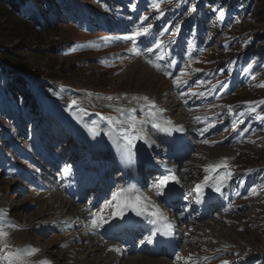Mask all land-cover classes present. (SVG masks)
Here are the masks:
<instances>
[{
    "label": "rangeland",
    "instance_id": "374dc122",
    "mask_svg": "<svg viewBox=\"0 0 264 264\" xmlns=\"http://www.w3.org/2000/svg\"><path fill=\"white\" fill-rule=\"evenodd\" d=\"M50 2L52 5L41 12L31 1L22 7L23 15L34 12L43 24L40 28L32 26V35L20 29L17 39L12 35L0 37L2 49L23 55V63L30 68L23 74L39 104V113L30 114L22 107L23 101L5 94L0 86V210L6 213L0 218V228L8 233L9 247L38 250L26 264L45 260L50 264H76L81 255H87V250L78 251V247L87 246L90 238L77 225L81 217L76 211L83 205L91 213L102 210L103 215L114 208V194L122 192L127 183L120 190L122 174L136 172L135 167H118L116 159L108 155H96L87 143L90 135L98 141L101 135L109 134L127 149V142L112 133L113 126L123 124L126 107H138L140 114L130 116L126 122H138L135 130L144 134L142 123L153 110H162L166 113L163 119L172 120L163 107L167 96L178 93L183 104L206 107L197 115L189 109L203 131L197 142H216L202 145L200 165L189 161L190 154L187 155L179 164V172L188 175L194 167L206 172L210 165L226 159L227 169L207 172V178L222 177L226 171L235 178L232 188L221 194H230V204L227 202L209 219L216 225L211 222L209 230L208 221H204L197 228L195 242L202 244L199 253L219 251L214 264H264V168L260 167H264V119H260L264 118V104L259 103L264 101V87L258 86L264 84V22L247 17L236 0L232 1L236 3L232 10L209 7L207 0ZM156 3L160 5L159 12ZM221 10L223 17L219 15ZM149 25L148 34L136 36L138 30ZM32 54L40 57L35 59ZM154 64L155 74L162 77L149 70ZM177 110L171 107V116L176 120L188 117L181 111L184 117L180 118ZM131 111L138 112L136 108ZM144 125H149V119ZM72 127L79 135L70 132ZM153 129L151 136L161 135ZM157 140L151 142L157 146ZM138 146L137 152L149 151L145 146L153 149L147 143ZM197 151L198 148L192 150ZM107 153L119 157L111 151ZM135 161L144 168L143 160ZM234 172L239 178L233 176ZM154 174L151 168L140 179L156 183ZM196 181L197 176L189 174V185ZM211 185L214 184L206 187ZM149 190L155 192L151 186ZM209 207H205L202 217L208 215ZM201 209L198 207L199 212ZM113 210L105 213L103 226L109 225V234L117 239L121 234L114 235ZM219 214L227 217L220 216L222 220H218ZM202 231L205 235L200 238ZM98 237L105 244H113L105 241L109 240L108 229ZM122 238L125 242V236ZM197 243L190 246L191 241L185 240L184 249L190 252ZM224 243L229 247H223ZM117 244L121 246L120 241ZM138 246V242L131 243L123 259L114 254L117 264H138ZM181 251L179 248L176 258ZM188 252H184L181 262L192 255ZM91 258L96 264H108L112 255ZM211 263L210 259L199 261L194 257L188 264Z\"/></svg>",
    "mask_w": 264,
    "mask_h": 264
},
{
    "label": "snow or ice",
    "instance_id": "6c2138e0",
    "mask_svg": "<svg viewBox=\"0 0 264 264\" xmlns=\"http://www.w3.org/2000/svg\"><path fill=\"white\" fill-rule=\"evenodd\" d=\"M156 11H160V5L159 3L155 4ZM194 10V8H193ZM162 15V13H161ZM219 15L223 17L224 12L221 10L219 12ZM147 17H144V20H147ZM151 28V25L148 27H145L142 31H137L136 36L144 35L149 33V29ZM157 47H160L159 44H157ZM259 87H264V84L258 85ZM147 99L146 97L144 98ZM259 103L264 104V101H260ZM154 107V106H153ZM249 110H252L251 107ZM260 118V117H258ZM264 119V118H260ZM119 123V121H118ZM152 127L156 129L158 132L163 133H170V128L166 126V124H170L171 122L162 123L157 121L155 118L151 121ZM136 122L133 120L131 122V127H135ZM182 130V129H181ZM143 129H140V132H142ZM203 134V131L201 132ZM125 139L127 140V157L126 162L130 163L132 157L134 156V153L132 152V149L135 147L133 141L144 139V142L151 145L149 140L144 138L142 135H140L139 132H125L124 133ZM204 143H208L207 140L203 141ZM220 169H227V160L225 159L219 164L216 165H210L208 168L205 169L206 172H212L216 173ZM167 175H163L160 177L159 181L154 186V191L157 196H172L174 195V188L169 187L170 184H179L180 181L177 179L175 175V168H166ZM227 176L230 177L231 173L228 172ZM214 178V177H213ZM208 186V180L206 179L203 184H198L195 187L196 192V201L197 203L201 202L202 194L204 191V188ZM167 189V191H165ZM215 191L219 192L221 189L219 185L215 186ZM130 191V190H129ZM123 191L120 193H116L113 196V201L115 202V212L114 215H120L123 216L124 212L127 209H131L136 213L137 216H148L154 218L156 222H164V231H162L160 234L163 236H169L174 228L175 225L172 221H169L167 215L161 211L160 206L158 204H155L153 201L149 200L147 197L137 196L135 199L129 197L127 200H123ZM186 198V197H185ZM145 209H148L147 212H145ZM92 220L91 224L95 228H99L103 226V223H105V219L102 215V210L100 213H91ZM6 216V213L3 210H0V218H3ZM9 227H18L13 224H9ZM159 231V229H158ZM8 233L5 232L2 228H0V241H3V245L0 246V264H26V260L34 255L37 254L38 250L32 249L30 246L25 248H17L15 250H12L8 243H7ZM67 245H61V247H66ZM109 251L119 252L120 249L118 248H110ZM40 264H50L49 261H41Z\"/></svg>",
    "mask_w": 264,
    "mask_h": 264
},
{
    "label": "trees",
    "instance_id": "16d2710c",
    "mask_svg": "<svg viewBox=\"0 0 264 264\" xmlns=\"http://www.w3.org/2000/svg\"><path fill=\"white\" fill-rule=\"evenodd\" d=\"M27 1L36 3L38 12H41L42 8L47 9L52 5L50 0H0V12L5 18L4 21L0 20V37L12 35L13 38L17 39L20 37L17 35V31L20 29L30 36L33 34V27H43L36 13L23 15L22 7ZM232 1L208 0L210 5H219L230 10L235 8L236 3H239L240 8L247 17L254 22H264V0H236V3H232ZM32 56L35 59L40 57L36 54H32ZM23 61V55L19 56L17 53L4 50L0 46V78L4 80L0 82V86L5 94H11L13 98L23 101L22 106L29 110L31 114L36 115L38 114V105L28 89V81L20 73L21 71L30 72V68ZM2 62L8 65H4ZM15 86L18 89H14Z\"/></svg>",
    "mask_w": 264,
    "mask_h": 264
},
{
    "label": "bare ground",
    "instance_id": "6f19581e",
    "mask_svg": "<svg viewBox=\"0 0 264 264\" xmlns=\"http://www.w3.org/2000/svg\"><path fill=\"white\" fill-rule=\"evenodd\" d=\"M170 129H176V128H180V125L178 124V122H173L169 125H167ZM154 130V129H153ZM151 131V130H150ZM152 132H155L152 131ZM157 133V132H155ZM159 133V132H158ZM172 144V143H171ZM100 148L102 150H105V148L101 145ZM113 151H111V153L114 155L116 154L115 153V149H112ZM106 151H110L109 149H106ZM137 154H141L143 155L144 154V151L143 150H139L137 152ZM175 168V175L177 177V179L180 181L179 184H170L169 187H172L174 188V192L175 194L178 193V191L180 190L181 188V185H182V181H181V178L179 177L178 175V172H177V165L176 164H173V163H169V164H164L163 162L160 164V172H161V176L163 175H167V172H166V168ZM133 183L129 184V183H126L125 185V188L122 190L123 191V197L122 199L123 200H127L129 197L135 199L137 196H142V197H146L140 193H138V188L135 187V186H132ZM219 185V184H218ZM215 186L217 185H211L209 187H206L207 188V191L209 192H212L214 194L217 193V191H215ZM220 189H221V184L219 185ZM130 190V191H129ZM204 192L205 190L203 191V194H202V198H204ZM149 200L153 201L155 203V199L154 198H149L147 197ZM59 201V200H58ZM63 202V201H62ZM64 203V202H63ZM60 204V203H59ZM66 204V203H65ZM68 205V204H67ZM66 207V206H65ZM200 208H202L200 210V213L203 215L204 213H206L205 211V206L201 205L199 206ZM70 208V205L67 206V210H69ZM74 210V209H73ZM148 209H145V212H147ZM162 211V210H161ZM115 212V209L113 210V213ZM169 221H172L174 224L175 223H179L181 221V218L180 217H177L176 220L175 218H171V216L169 214H167L165 211H163ZM78 213L81 215V219H82V225L86 228L84 230V235H92L91 239L88 240L89 241V244H86L87 246L86 247H78V251L79 250H84L87 252V255H81L80 257H82V259L80 261H77L76 264H96V262L94 260H92L91 257L93 256H96V257H99L100 255H104V253L106 254H110L112 255V253L114 251H109L110 248H117L116 245L114 244H105L101 238H99L95 231L93 230L92 228V225H91V220H92V215H91V212L88 208L86 207H81V210H78ZM130 216L135 222L136 224L140 227V228H145L146 230L149 231V233H153V231L155 230V224L157 223L154 218L152 217H148V216H137L136 213L134 211H132L130 208L127 209L123 216ZM123 216H120V215H114L113 214V218H112V221H113V224H114V233L117 232L119 233L120 230H121V227L120 224L118 223V221L123 217ZM185 221V218L183 219ZM54 221V220H53ZM57 222V221H56ZM149 222H152L153 226L152 227H149ZM183 223V222H182ZM177 227V226H176ZM100 231V230H99ZM79 236V235H78ZM90 238V237H89ZM147 242V241H146ZM148 242L152 245V242H151V237L149 236V239H148ZM83 253V252H82ZM81 254V253H80ZM125 255L124 251L123 253L121 254V256ZM38 260V259H37ZM138 264H166L164 259H154V260H146L144 259L143 257H140L139 258H136ZM34 263V262H33ZM115 260L112 258V260L108 263V264H115Z\"/></svg>",
    "mask_w": 264,
    "mask_h": 264
}]
</instances>
